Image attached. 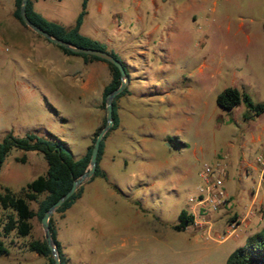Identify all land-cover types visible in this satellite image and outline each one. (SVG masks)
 Returning <instances> with one entry per match:
<instances>
[{
	"label": "rangeland",
	"instance_id": "374dc122",
	"mask_svg": "<svg viewBox=\"0 0 264 264\" xmlns=\"http://www.w3.org/2000/svg\"><path fill=\"white\" fill-rule=\"evenodd\" d=\"M81 1L40 0L36 8L47 19L70 25ZM98 1L88 0L83 31L103 38L120 27L118 37L128 47L118 53L128 63L130 78L120 100L122 124L108 132L99 162L108 178H101V183L115 187L83 200L70 212L57 237L62 251L69 264H219L222 253L244 244L242 223L235 235L221 242L200 230L208 227L206 222L180 231L172 226L180 210L193 204L190 198L203 185L206 166L217 162L225 166L224 188L239 212L257 190L256 159L264 148V112L254 115L243 100L224 109L217 105L216 96L234 86L253 102H264V0H174L171 61L156 38L146 42L137 23H133L131 37L124 32L121 16L128 0H103L101 11ZM2 4L0 32L12 33L17 25L35 41H48L14 18L10 11L14 0ZM96 23L103 31H92ZM150 26L145 23V30ZM247 33L256 44L253 55L233 47L246 43ZM7 44L0 38V140L7 133L21 137L33 132L48 138L51 132L79 158L89 144L87 133L95 108L88 94L85 99L66 101L58 91L71 90L74 97L81 93L76 75L81 64H64L59 52L45 59L19 54ZM102 112L105 116V109ZM23 153L27 161H16ZM245 170L250 171L248 177ZM45 171L42 153L12 148L0 169V187L18 192ZM257 193L264 195V184ZM30 205L36 208L35 202ZM258 208V216L264 215L263 207ZM6 213L0 207V235L8 248L7 254H0V264H48L45 257L26 247V242L44 238L40 220L31 219L28 235L15 231L3 235ZM263 226L264 218L251 231ZM226 230L227 226L219 236Z\"/></svg>",
	"mask_w": 264,
	"mask_h": 264
},
{
	"label": "trees",
	"instance_id": "16d2710c",
	"mask_svg": "<svg viewBox=\"0 0 264 264\" xmlns=\"http://www.w3.org/2000/svg\"><path fill=\"white\" fill-rule=\"evenodd\" d=\"M19 6L20 0H14V9L12 14L14 18H16L23 26H26L20 18ZM26 13L28 18L33 23L48 31L53 36L62 38L78 46L107 50L122 61V59L113 50L109 49L105 43L88 37L80 32V26L83 22L85 14L87 13V0H82L81 9L74 21V24L69 27L49 20L42 16L39 12L35 11L33 8V0H28ZM262 30L264 33V20L262 21ZM56 46L65 54L81 56L86 62L91 60H101L107 63L111 78L103 88L102 101L100 105L102 109H105V95L120 84V73L118 68L114 64L100 57L84 53H75L60 45ZM122 63L127 72V65L123 61ZM127 91L128 90L125 87L113 100L114 124L105 133L100 142L95 172L85 183L91 181L95 177H102L105 180H108L106 172L99 166V161L103 154L104 140L108 132L115 129L119 123L116 101ZM242 100L244 101L247 110L251 111L254 115H259L264 112V102H253L247 93L240 91L234 86L225 87L216 96L217 105L224 109H232L240 104ZM54 111L57 112L55 109ZM245 115L247 116V114ZM104 123L105 116L103 117L101 126L93 133L91 143L87 146L85 153L79 158H74L67 143L51 132H48V138L33 132L27 133L21 137L7 133L2 137L0 140V169L6 156L12 148H17L24 152L30 150L40 152L43 154L46 161V171L27 182L26 185L18 192L13 191L8 186L0 187V207L7 210V213L4 215L2 220L3 235H7L10 232L15 231L17 235L25 236L31 232V219L36 217L40 220L44 211L62 194H64L71 187L73 180L86 169L93 141ZM15 160L22 163L26 162L25 153L16 157ZM84 184L80 185L76 191L56 209L55 213L62 215L81 196ZM112 186L115 187L113 184ZM31 202L36 203L35 209L31 207ZM193 222V215L182 209L178 214L177 223L172 227L173 229L180 231L188 225L193 224ZM49 225L52 237L58 248L60 264H69V258L62 251L60 242L57 239V231L53 223V216L49 218ZM26 247L28 250L34 251L45 257L48 264H54L53 256L44 238L32 239L26 242ZM7 253L8 248L4 244L0 235V254ZM262 259H264V227L253 235L247 237L242 246L235 248L228 255L225 264H252Z\"/></svg>",
	"mask_w": 264,
	"mask_h": 264
},
{
	"label": "crops",
	"instance_id": "0c3cea01",
	"mask_svg": "<svg viewBox=\"0 0 264 264\" xmlns=\"http://www.w3.org/2000/svg\"><path fill=\"white\" fill-rule=\"evenodd\" d=\"M3 0H0V10L1 7H3L2 4ZM40 0H33V8L35 11L39 12V10L36 8V4ZM174 0H128V5L127 8L123 10V16L122 19L124 20V32L129 34L131 37V28L133 27V23H137L140 28L141 32H143L144 37L146 39V42L153 41L156 38V42L158 45L161 47V49L165 52V56L168 58V60L173 59V39L175 36V31L176 28L174 26L175 21H176V8L173 5ZM82 3V1H81ZM168 3L171 6L169 8H165L164 4ZM87 8H88V0H87ZM103 9V0L97 2V10L101 11ZM11 13H13V9L10 10ZM40 13V12H39ZM79 13V12H78ZM77 13V15H78ZM120 14L121 12H117ZM41 14V13H40ZM42 15V14H41ZM122 15V14H121ZM2 17V12L0 11V18ZM77 17V16H76ZM46 18V17H45ZM76 19V18H75ZM120 19V18H119ZM53 21V20H52ZM75 21V20H74ZM57 22V21H55ZM88 22V10L87 13L85 14L83 18V22L80 26V32L88 37H91L93 39H96L102 43H105L107 47L111 50H113L118 56L119 52H122L124 47H127L126 42L122 43L123 41L118 37L120 35L121 29L120 27H117L112 36H104L103 38H98L96 36H93L91 34H88L83 31L85 29V25ZM149 22V23H148ZM60 23V22H58ZM145 23L150 24V28L145 30ZM153 23V24H152ZM62 24V23H60ZM74 24V22H73ZM73 24L70 25H64L66 27L72 26ZM63 25V24H62ZM139 28V29H140ZM12 30L14 32L12 33H6V32H0V38L5 40L8 44L9 47L15 48L16 51L19 54L23 55H36L39 57H43L44 59L52 54L55 55V53L62 54L64 64L66 63H75V64H81L80 69L77 72V78L79 80V84L81 86V93L78 94L76 97H74L73 92L71 90H65L61 89L58 91V94L62 95L66 101H72L73 99L75 100L76 98L82 97L83 99L87 98L89 95L91 97L92 103L91 105L95 108V113L94 114V119L91 121V128L89 132L87 133L88 139H89V144L91 141V137L95 130L99 128L102 124L103 120V112L102 108L100 107L101 101H102V91L104 86L110 81L111 74L109 67L106 62L101 61V60H91V61H84V59L81 56L77 55H70V54H65L62 52L60 49L57 50L52 45L48 44V41H35L34 38L31 37V35L27 32H25L21 27L14 25L12 27ZM94 33H98V31H103V29L97 25V23L94 25V28L92 29ZM157 35V37H155ZM118 37V38H117ZM116 38V39H115ZM246 38V43H241L239 45H234L233 47L236 49H241L243 51L248 52V55H253V51L255 50V43L252 42V35L249 33L245 34ZM131 39H129L128 45L130 46L129 49H131ZM128 48V47H127ZM3 50V46L0 45V51ZM57 56V55H56ZM120 57V56H119ZM246 57V56H245ZM121 58V57H120ZM122 59V58H121ZM122 61L127 65L128 63L122 59ZM108 76L105 78V76ZM128 83L130 82V78L128 76ZM100 82V84H99ZM127 83V85H128ZM88 94V95H87ZM126 94V93H125ZM43 97L46 99V96L42 94ZM85 96V97H84ZM124 96L121 95L117 99V115H118V126H121V118H120V100ZM24 97L22 96V99ZM57 111V110H56ZM56 114L58 113L55 112ZM87 114H91L92 111H87ZM62 119H64L62 117ZM117 126V127H118ZM88 144V145H89ZM87 145V146H88ZM87 148V147H86ZM106 149V144L104 143V149H103V154L104 155ZM34 154H37V151L30 150ZM30 151H25V152H30ZM26 155V153H25ZM19 157V156H17ZM101 157V159H102ZM16 159V157H15ZM100 159V160H101ZM26 161H27V156H26ZM100 162V161H99ZM257 168V167H255ZM249 170H245L244 176L248 177L249 175ZM102 177H95L91 181L87 182L84 184L83 187V192L81 196L61 215H56L53 216V223L55 225L56 231H57V237L61 231L62 228H64L63 222L69 219L70 217V212H74L75 208L77 207L78 204H81V202L89 197H97L100 193L103 191H108L110 189L114 190V187L109 183V188L103 185L100 181ZM104 179V178H102ZM32 180V179H31ZM30 180V181H31ZM105 180V179H104ZM108 181V180H106ZM263 183H259V179L257 182V190L261 188ZM224 186V184H223ZM225 189V188H224ZM253 192V196L251 200L249 201L248 204H245L243 206V212H239L236 210L235 206L233 205V197L232 194L225 189V192L227 193V203L225 206L221 207L219 210L215 212H205L201 209H199L195 203L187 206L186 210L188 213H191L193 215V220L194 222L200 221V223H204L208 226L207 228L200 229L204 233L207 234H214L215 240L216 241H224L230 236H225L221 238L218 234V232L222 231L225 229L226 226H228V220H238L239 225L242 223L244 225L245 231H246V236L244 243L246 241V238L253 235L254 233L258 232L259 230L251 231L253 227L258 226L259 222L264 218V215L261 214L258 216V207L262 206L264 209V195L263 196H258V193ZM193 198V197H191ZM190 198V199H191ZM182 210V209H181ZM180 210V211H181ZM257 215V216H256ZM72 219V218H71ZM209 225H208V224ZM194 225V224H190ZM204 225V227L206 226ZM189 226V225H188ZM203 226V225H201ZM264 227V226H263ZM199 230V229H198ZM212 233L208 232L211 231ZM244 231V232H245ZM234 250V249H233ZM231 250L230 252H224L222 255H220V260L219 264H225L228 255L233 251Z\"/></svg>",
	"mask_w": 264,
	"mask_h": 264
},
{
	"label": "water",
	"instance_id": "95a60500",
	"mask_svg": "<svg viewBox=\"0 0 264 264\" xmlns=\"http://www.w3.org/2000/svg\"><path fill=\"white\" fill-rule=\"evenodd\" d=\"M28 0H20V6H19V14L21 20L24 22V24L29 27L31 30H33L38 35L42 36L49 42L60 45L62 47L68 48L71 51L75 53H84L89 55H94L97 57H100L102 59H105L106 61L114 64L120 73V84L113 89L112 91L108 92L104 97V104H105V123L95 136V139L92 144L91 153L88 165L86 169L81 173L78 177H76L71 187L62 194L56 201H54L43 213V215L40 218L41 227L43 229L44 234V240L46 241L51 254L54 259V264H60L59 259V253L57 245L52 237L50 225H49V218L55 213L56 209L61 206L70 196L73 194L76 189L84 184L95 172L96 165H97V156L98 151L100 147V142L103 139L105 133L110 129V127L114 124V118H113V100L126 86L128 83V74L126 72V69L122 63V61L118 58H116L112 53H110L107 50L103 49H96L91 47H84V46H78L76 44H73L69 41H66L62 38H58L56 36H53L48 31L42 29L35 23H33L27 16L26 13V6H27ZM252 264H264V259L258 260Z\"/></svg>",
	"mask_w": 264,
	"mask_h": 264
},
{
	"label": "built area",
	"instance_id": "2783aa9c",
	"mask_svg": "<svg viewBox=\"0 0 264 264\" xmlns=\"http://www.w3.org/2000/svg\"><path fill=\"white\" fill-rule=\"evenodd\" d=\"M4 49H7L5 47ZM258 167V179L259 183L264 182V148L260 151L256 159ZM226 168L221 162L213 167L206 166L202 172L203 185L199 187L197 195L191 198L195 205L205 212H215L227 203V193L224 189V175ZM264 204V201H263ZM200 222H193L194 225ZM239 225L238 220H231L228 223L225 236L235 235L237 227Z\"/></svg>",
	"mask_w": 264,
	"mask_h": 264
}]
</instances>
